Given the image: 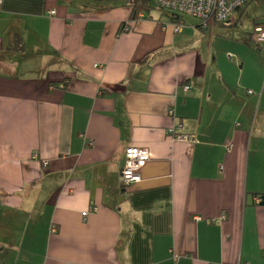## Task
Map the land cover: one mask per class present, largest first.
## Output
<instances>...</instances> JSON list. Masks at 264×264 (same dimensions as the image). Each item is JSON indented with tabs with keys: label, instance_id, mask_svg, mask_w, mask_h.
Listing matches in <instances>:
<instances>
[{
	"label": "crops",
	"instance_id": "0c3cea01",
	"mask_svg": "<svg viewBox=\"0 0 264 264\" xmlns=\"http://www.w3.org/2000/svg\"><path fill=\"white\" fill-rule=\"evenodd\" d=\"M139 1L0 0V264H264V0Z\"/></svg>",
	"mask_w": 264,
	"mask_h": 264
},
{
	"label": "built area",
	"instance_id": "2783aa9c",
	"mask_svg": "<svg viewBox=\"0 0 264 264\" xmlns=\"http://www.w3.org/2000/svg\"><path fill=\"white\" fill-rule=\"evenodd\" d=\"M155 3L164 10L176 11L182 15H188L199 19L204 28L210 22L228 23L231 18L243 9L251 0H154ZM53 11L51 15H54ZM129 30V26L124 28ZM255 40L258 44L264 43V28L258 27L255 30ZM184 90L189 92L190 87L185 86ZM250 95L252 91L248 92ZM172 113V111H170ZM170 134L177 141L190 142L192 137L187 134H178L176 129H171ZM150 159L149 153L145 149L130 147L125 152V164L121 173L122 184L129 187L142 181L140 175L141 167ZM97 209L94 208V211ZM87 212L83 213L86 217ZM55 232V229L52 230Z\"/></svg>",
	"mask_w": 264,
	"mask_h": 264
},
{
	"label": "trees",
	"instance_id": "16d2710c",
	"mask_svg": "<svg viewBox=\"0 0 264 264\" xmlns=\"http://www.w3.org/2000/svg\"><path fill=\"white\" fill-rule=\"evenodd\" d=\"M254 0H251L250 1V3H252ZM250 3H248L246 6H248ZM245 6V7H246ZM141 7V9L140 10H138L139 8ZM245 7L243 8V9H245ZM137 10H138V12H140V11H142V12H145L146 14L147 13H150L152 10H158V11H161V12H164V13H169V14H171V17H168L171 21H173V22H176V24H180V22H183V20H184V18L183 17H186V16H188V15H182V14H179L178 12H176V11H171V10H164V9H161L157 4H155V7H152V4H151V0H140L139 2H138V5L135 7ZM242 10V9H241ZM241 10H239V11H241ZM238 11V12H239ZM137 12V13H138ZM237 12V13H238ZM175 13H177V14H179V15H177V14H175ZM236 13V14H237ZM182 16V17H181ZM235 16V15H234ZM233 16V17H234ZM188 17H192V16H188ZM233 17L231 18V20L228 22V23H225V24H229L231 21H232V19H233ZM192 18H194V19H197V18H195V17H192ZM197 20H199V19H197ZM200 21V20H199ZM211 23H214V22H210L209 23V25L211 24ZM215 24H222V23H215ZM225 24H222V25H225ZM209 25H208V27H209ZM199 27L200 28H202V29H207V28H204L203 26H202V23H201V21H200V25H199ZM258 27H262V28H264V26H257V27H255V29H254V33H253V36L255 35V30H256V28H258ZM178 29V28H177ZM254 39H255V37H254ZM16 49L17 50H19V49H21L22 48V46H21V38L20 37H17L16 38ZM262 44V43H261ZM249 92V91H248ZM249 94V93H248ZM250 95V94H249ZM123 185V184H122ZM123 187H124V185H123ZM126 187V186H125ZM261 204H263L264 205V195L262 196V201H261Z\"/></svg>",
	"mask_w": 264,
	"mask_h": 264
},
{
	"label": "rangeland",
	"instance_id": "374dc122",
	"mask_svg": "<svg viewBox=\"0 0 264 264\" xmlns=\"http://www.w3.org/2000/svg\"><path fill=\"white\" fill-rule=\"evenodd\" d=\"M151 4H152V7H155V1L154 0H151ZM158 13H159V15L162 17V18H167V17H165V15H164V12H161V11H157ZM175 14H177V13H175ZM177 15H179V14H177ZM182 17V16H181ZM184 19H185V21L186 22H188V23H197V20L196 19H194V18H192V17H188V16H186V17H183Z\"/></svg>",
	"mask_w": 264,
	"mask_h": 264
},
{
	"label": "water",
	"instance_id": "95a60500",
	"mask_svg": "<svg viewBox=\"0 0 264 264\" xmlns=\"http://www.w3.org/2000/svg\"><path fill=\"white\" fill-rule=\"evenodd\" d=\"M164 15H165L166 17H171V14H169V13H164Z\"/></svg>",
	"mask_w": 264,
	"mask_h": 264
}]
</instances>
